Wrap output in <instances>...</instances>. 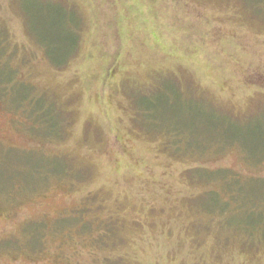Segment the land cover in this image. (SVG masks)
<instances>
[{
	"label": "rangeland",
	"instance_id": "obj_1",
	"mask_svg": "<svg viewBox=\"0 0 264 264\" xmlns=\"http://www.w3.org/2000/svg\"><path fill=\"white\" fill-rule=\"evenodd\" d=\"M241 1L0 0V264H264L209 212L223 174L264 212V0Z\"/></svg>",
	"mask_w": 264,
	"mask_h": 264
},
{
	"label": "trees",
	"instance_id": "obj_2",
	"mask_svg": "<svg viewBox=\"0 0 264 264\" xmlns=\"http://www.w3.org/2000/svg\"><path fill=\"white\" fill-rule=\"evenodd\" d=\"M2 48L3 46L0 43V56L3 55ZM12 79L13 72L8 71V65L6 63L3 64V62L0 61V96H5L7 94L8 88L6 82L11 81ZM221 180L224 187L223 190L225 191L227 198H224V194L222 196H219L217 193L215 194L214 192H208V194L213 196L214 198L213 206L209 208V212L214 211L215 207V210H217L218 213L223 214V217H221L219 219V222L216 224L217 228L219 226L221 232L222 229L230 230L232 233V237H228L226 242L224 243V236L221 235L220 232V236L217 238V241L222 242L223 245H231V243H237L242 246L245 251L252 249V251L254 252L251 253L255 254V252H257V250H254L253 248V245L255 243H259V246L257 248H264V216H262V213H264L262 212L263 207H261L258 201L255 200H253L250 204L248 203L249 206H247L248 204L246 202L245 191L243 189L245 183H243L239 178H236L234 174H223ZM253 180H255L254 182L256 183L264 184V181L262 179ZM235 209L237 211L245 210L248 212H252V214H255L256 218L252 221L251 224H245L243 221H230V215H232ZM240 231H243V233H240ZM237 235L239 236V238H234V236ZM232 239L234 241H232ZM251 253L248 256H252Z\"/></svg>",
	"mask_w": 264,
	"mask_h": 264
}]
</instances>
